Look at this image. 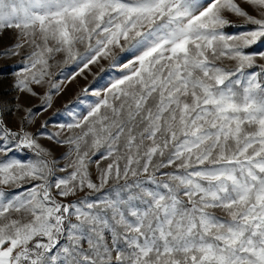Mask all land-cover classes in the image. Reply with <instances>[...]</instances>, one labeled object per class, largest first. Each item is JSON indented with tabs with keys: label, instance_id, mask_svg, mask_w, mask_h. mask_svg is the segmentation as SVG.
Here are the masks:
<instances>
[{
	"label": "snow or ice",
	"instance_id": "obj_1",
	"mask_svg": "<svg viewBox=\"0 0 264 264\" xmlns=\"http://www.w3.org/2000/svg\"><path fill=\"white\" fill-rule=\"evenodd\" d=\"M9 32L44 111L58 54L120 75L51 134L0 113V264H264V0H0Z\"/></svg>",
	"mask_w": 264,
	"mask_h": 264
},
{
	"label": "rangeland",
	"instance_id": "obj_2",
	"mask_svg": "<svg viewBox=\"0 0 264 264\" xmlns=\"http://www.w3.org/2000/svg\"><path fill=\"white\" fill-rule=\"evenodd\" d=\"M249 11H252L247 5H244ZM236 19V18H233ZM226 32H234L237 29L228 28ZM14 33H6L0 37V53L5 48L10 47L14 43ZM257 50V46L246 49L247 52H254ZM30 51L28 45H25L19 50V55H0V113L3 115L5 123L13 128L14 130L24 126L23 117H28L27 109L32 108L33 112L37 113L34 119L28 117L31 121L27 125L29 131L33 133L40 129L41 124L47 122V134L58 131L59 124L72 123L74 119L81 115H86V110L89 105L96 102L97 97L93 96L94 92H100L103 94L105 87L108 86L109 82L120 75V68L115 69L109 68L106 61H101L100 64L90 66V71L85 70L81 75H77L75 80L70 78L78 72L77 62L62 63L63 55L58 54L54 60H50L49 63L52 65L50 71L52 76L50 77L52 82L64 81L63 90L56 94L52 92V107L44 111L41 107L42 97L46 92L50 91L48 83L43 85L32 84L31 87L37 93L33 96L25 91H18L16 88V73L21 71L25 66V58L27 53ZM83 51V48H81ZM257 63H264V60H257ZM226 67L232 68L235 66L232 61H224ZM101 67L104 71H101ZM258 69H248L246 71H257ZM49 78H46L48 80ZM87 87L89 91L87 93L82 92V89ZM39 142L53 150L56 157H59L63 152L67 150V146H57L53 141H49L43 137L40 138ZM103 152V149L100 150ZM9 155H15L20 159H26L29 155L28 150L9 153ZM93 163L90 164L89 170L92 174V178L95 181L97 177V168L95 161L99 159V154L92 157ZM110 160L100 162V167H106ZM63 164L64 161H61ZM171 171V169L162 170ZM58 175H64V173H58ZM159 176V173L157 174ZM132 177H129L131 181ZM111 181L109 186H111ZM120 183H123L121 180ZM5 191H20L19 189H12L5 187ZM86 193H79L80 196H84ZM75 199V197L69 198ZM216 211L217 215H224L220 210Z\"/></svg>",
	"mask_w": 264,
	"mask_h": 264
}]
</instances>
